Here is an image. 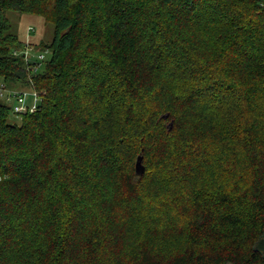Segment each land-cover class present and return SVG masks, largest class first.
Returning <instances> with one entry per match:
<instances>
[{"label": "trees", "instance_id": "16d2710c", "mask_svg": "<svg viewBox=\"0 0 264 264\" xmlns=\"http://www.w3.org/2000/svg\"><path fill=\"white\" fill-rule=\"evenodd\" d=\"M0 82V264H264V0H0Z\"/></svg>", "mask_w": 264, "mask_h": 264}, {"label": "rangeland", "instance_id": "374dc122", "mask_svg": "<svg viewBox=\"0 0 264 264\" xmlns=\"http://www.w3.org/2000/svg\"><path fill=\"white\" fill-rule=\"evenodd\" d=\"M6 18L8 19L10 26V33L18 37L21 42L28 43L32 48L42 51L46 57H48V52L43 51L41 44H49L53 38L54 27L52 24L47 23L40 16L30 15V14H20L17 12H7ZM41 45V46H40ZM34 49V50H35ZM38 53L32 52L31 56L34 59ZM44 67V62L41 63L38 72H40ZM8 91H13L15 93L19 92H29L31 90L27 86H13L10 85L6 87ZM0 101H2L0 99ZM10 106V104H8ZM264 250V248H263Z\"/></svg>", "mask_w": 264, "mask_h": 264}, {"label": "built area", "instance_id": "2783aa9c", "mask_svg": "<svg viewBox=\"0 0 264 264\" xmlns=\"http://www.w3.org/2000/svg\"><path fill=\"white\" fill-rule=\"evenodd\" d=\"M33 48L26 42L24 48L21 51H14V56H22L25 62L29 65L30 69L35 71L40 67L41 62L45 59L43 53H38L37 56L32 59L31 53ZM0 99L10 104L12 113L24 114L27 112H34L38 109V103L40 102V95L37 92H13L8 91L4 84L0 82Z\"/></svg>", "mask_w": 264, "mask_h": 264}, {"label": "water", "instance_id": "95a60500", "mask_svg": "<svg viewBox=\"0 0 264 264\" xmlns=\"http://www.w3.org/2000/svg\"><path fill=\"white\" fill-rule=\"evenodd\" d=\"M172 125L170 124V127ZM144 168L142 166V163H141V157L138 158L137 162H136V173L137 174H141L143 172Z\"/></svg>", "mask_w": 264, "mask_h": 264}]
</instances>
